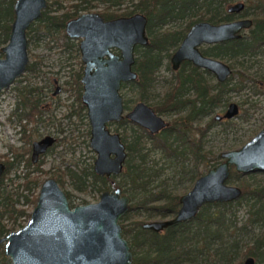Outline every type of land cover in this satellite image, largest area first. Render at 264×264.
I'll return each instance as SVG.
<instances>
[{"label":"flooded vegetation","instance_id":"obj_1","mask_svg":"<svg viewBox=\"0 0 264 264\" xmlns=\"http://www.w3.org/2000/svg\"><path fill=\"white\" fill-rule=\"evenodd\" d=\"M15 1L12 4L13 18L12 20L9 21L10 23H9L8 38L11 31V25L14 20ZM241 2H243L244 4V7L241 11H237V12L235 11L229 12L227 10L225 11L226 14L229 15V17L226 20H221L219 22L201 20L189 24L186 27L187 29L183 32V34L177 35L178 38L175 41V43L162 52L163 57H161L159 67L154 75V81H152L150 85H147L145 87L143 79H141L139 72L136 71L134 67L136 61H138L139 59L138 49H143L146 46H148L150 43L146 29L148 44L147 45L137 44L135 45L133 51L134 63L132 65V70L137 75L136 79L129 81H122L120 83V87L118 90L122 103L121 119L109 120L105 122V126L110 133H116L119 135L120 141L124 145V151L126 154L121 164V171L118 172L117 174L110 173L109 175H107V174H98L94 169V163L95 160L97 159L98 154L90 145L91 124L88 116V106L83 101L84 83L82 82V79L84 77L85 67H86V63L82 58V52L80 49V43L81 40H83V37L69 36L66 32V24L70 20L75 19L87 13H95V14L97 13L105 21L122 18V17L124 18L131 17L135 14H141L147 18V22H148V17L146 16L145 13L140 11H135L134 13L128 15L127 14L128 11L133 9V6L132 4H130V2L107 3L102 1H92L91 4H88L86 8L78 9L77 15L69 17L67 20L63 21V28L54 27L53 22L47 23V21H45V18H47L48 16L59 17L61 14L65 12H70L74 4H78V0H65V1H61L60 4L57 2V0H46V6L41 9V13L39 17L32 20L25 31L26 39H27L26 51L28 56V62L26 64V67L23 73L20 76L16 77L7 89H2L0 91V96L4 92L9 90L23 74L24 77L28 79V81H30V77L36 75L34 63L30 62L29 59V53H28L29 39L27 38V35H30L29 31L33 29L32 26L35 22L38 21L43 22L46 31L50 34L54 35L60 33L63 37H65L66 35L69 38L77 39L78 43L75 45L76 46L75 52L76 55L80 56V60H78L79 67L77 69H74L70 67L72 66L71 64L69 65L68 68L69 70L67 71L69 75L67 76V79L63 80L62 86L59 84L57 79H54L53 83L51 84V96L53 98L52 100L55 101L54 103L55 106L57 108L64 106L68 109L66 110L65 114L61 115L59 119L56 118L52 110L47 109L49 107L46 108L44 106L45 104L43 103L45 97H43V92L41 91L39 86L37 85L33 86L30 85L29 83L28 85L15 88L17 91V97H16L17 99L13 104L12 108L8 112L7 120L10 124L16 127L15 132L18 135V139L22 141L23 144L22 146L19 147L11 146L7 153L0 154V164L4 166V170L0 176V192L4 190L5 194L10 193L9 194L10 198H8L9 204L13 206L15 210L23 211V213L17 214V216L15 213L14 214V217H16L15 219L9 217L8 215H5L2 219V223L5 225L6 232L0 236V239H3L0 242V264H13L12 257L10 255H6L5 253V246L8 243V239L6 237L10 233L17 232L23 229L26 225H28V223L31 220L32 213L37 206L41 187L43 183L48 179L54 180L57 183L59 189L65 194L67 205L70 211H74V209L79 206L95 204L99 202L101 195L104 192H111L116 188L121 189L120 196L126 195L130 198L127 211L118 220V224L121 227V232H120L121 237L127 242L129 251L131 252L132 261L130 264H133L135 255L137 253L141 255V254H146L145 251H147L146 250L147 246L145 245V243L138 240V238L136 239V242L138 243H135L137 245H134V243L131 241L132 236L136 234L137 237H140L139 231L140 232L147 231L148 233L162 236L166 234L167 231L170 230V228L175 227L177 224L189 222L190 220L194 219L197 216L202 206L198 209L195 216L191 217L190 219L183 222H177L168 225L167 227L159 231H155L150 228H145L144 224L151 223L156 220H160V221L168 220L174 217L177 211L166 217L147 215V218L144 220L133 221L130 227H127V225L124 226V224L122 225L121 222L127 220L132 211H139V210H136V208L133 207L131 196L125 190V187L120 185L119 183L123 180L122 175H125L127 171L126 168V161L128 159L127 146L132 137L140 138L137 147L141 153V156L144 157L146 156V160L148 162H150L149 154L151 152H158L160 156L165 158L167 161H174V164L177 162V160H181L183 158L184 153H187L182 150L183 154L181 153L180 155L178 154L176 156L175 152L169 150L172 153L171 155L166 156L164 155V152L163 151L161 152L157 147L152 148L153 146L151 144V141L156 140L165 143L164 140L166 136L165 132H168L167 141L169 144H171L170 147L172 149L176 147L177 141L179 143H182L183 138H185L190 144H194L195 146L200 148L199 159L206 161L207 152L210 151L211 152L210 157H218L217 159L218 162L215 161L217 162L216 165H218L219 163L225 160L221 156V154L226 151H222L219 154H214L211 149L205 146L208 130H210L213 125L221 124L223 126L222 131L224 130V132H226L227 130L225 128L230 127L232 129L233 127H236L237 129V124L234 122L237 119L243 121L246 120V123L251 122L252 120L259 121L260 123L256 128L258 129V132H256V134L252 136L247 142H249L260 131L264 129V118L262 119L260 118L261 114H264V20L257 21L254 20V18L251 15L245 14L244 9L246 7V4L244 1ZM99 5L103 6L102 10L89 11V12L87 11L92 8L98 7ZM122 6L125 7V10L120 11V8ZM240 20H250L251 24L246 28H241L240 30H238V32L235 33V37L219 40V41L203 40L201 43H199L196 46V49L203 58L226 65L229 69V72L227 74L224 73L223 70L220 69L218 70L213 67L211 68L207 65L198 66L188 59H182L176 64L172 61V57L180 47L187 33L189 32L191 27L196 23L206 22L211 25H221V24L240 21ZM179 21H183V20H179ZM184 21L185 23L182 27L173 26L172 23L175 22L167 24L166 27L172 30H180V29L183 30L186 24L185 19ZM8 38H7V43H8ZM241 43L248 44L249 46L248 51L241 53L239 47ZM43 45L49 47V45H46V43H44ZM3 47H1V49ZM68 47L69 45L67 44H61V48L64 50H66ZM1 49H0V58H3L4 53L2 52ZM109 52L121 58L120 49L116 47L109 48ZM103 59H109V56L105 54L103 56ZM165 60H166V68L171 72V77L167 81L168 83L167 88L163 92L157 93L155 92V87L160 82L159 73L162 66L164 65ZM94 70L95 68L92 67L91 71L93 72ZM134 83H136V85H132ZM126 87H135L137 90L138 96L133 104H131L133 101L125 98L122 93V91ZM147 88L148 90L145 91V89ZM63 92L69 93L68 95L69 99L67 103H65L63 100H62L63 102L60 100V95ZM138 104H142L150 108L154 116H156L163 122V126L157 129L156 131H151L148 127L145 126V124L143 125L140 122H136L127 118V114L133 111ZM75 117L77 118L85 117L87 120V124L89 126V146L96 154L93 164L89 166L90 169L81 167L77 169V171H74L70 168V166H66L63 168V170H59V169L54 171L49 170L45 173H50V177L46 178L40 184L38 192L35 193L33 192V189L38 185L39 177L37 175H31V173L27 171L23 174L22 182L20 184H17L16 186H12V188L8 190L6 186V180L9 179L10 181H12L11 178H7L10 171L15 170L22 163L24 164V167L26 169L33 166L35 168L41 166L43 164L44 156L49 152H51L56 147L57 143L60 144L66 140V136L59 137L56 134L58 132L60 135L63 134L64 128H70L69 127L70 125L76 126L73 120ZM111 124L117 125L116 130L114 131L110 130L109 126ZM41 125H50V126L55 125L57 132L56 133L50 132L40 136L38 139L32 140L31 139L32 138L31 129H33L32 127H38ZM120 128H122V131H119ZM238 128H239L238 130L242 129L241 127H239V125ZM134 129L136 130L135 132L133 131ZM47 138H50L51 143L45 148L43 152H39L37 153V155L34 156V144L41 142ZM240 148L231 149V150H239ZM231 150H227V151H231ZM178 151H180V149L177 150V152ZM110 157L114 158L115 155L110 154ZM152 165H154L155 170H158V172H155V174H153L151 183L153 182L155 177L159 176L158 174L162 169V167L156 169L155 164ZM85 170L93 171L94 175L96 176V177L88 176L85 181V186L84 184L82 185L80 182L71 179L68 175V172L70 171L79 174ZM207 171L204 173H199V175L192 180L189 177L186 178V176H183L180 173L181 175L180 179L183 181L186 180L193 181V185H194L195 181L200 176L207 173ZM257 173L264 174V171L255 169L254 171L243 173L236 171L234 166H230V174L225 183L229 185L228 184L229 182L235 181V185H231V186H235L240 189V195L236 199H233L231 201L234 203V206L236 207L235 216L237 212L236 210L237 207L240 206L245 207L244 203L240 205L237 204V201L240 200L243 194V189L240 185V181L243 179L246 180L247 183L251 184L252 188H255L256 186L264 185V182L262 184H257L250 181L247 178V176H252L253 174H257ZM232 174H233V178H231ZM117 177L120 178V181L115 180ZM27 178H35L36 181L34 184L30 183L28 187L24 186V182ZM65 178L70 179L74 184L75 188L79 191L85 190L86 187L88 186H92L93 188H96L98 192H100L99 200L94 203H86L80 205L73 204L71 201L72 194L64 190L63 188L65 184ZM160 189H165L166 191H169L171 193L178 194L173 190H169L165 186L160 187L158 190ZM189 191L183 194H178L179 207L181 205L179 201L180 197L187 194ZM21 197L24 199L25 204L31 206L30 209H26L22 206L20 207L17 206V202ZM262 198H264V196H262ZM262 214L264 215V212ZM247 215L249 216L248 219L249 223L248 221H246L245 223L238 224L237 216H236L237 225L241 226L247 223L246 229L249 238L262 236L264 234V219L261 226H258L256 224L251 225L250 220L255 215L251 213H247ZM19 218H23L24 221L23 222L20 221L17 224ZM255 226L262 227L263 229L259 235L257 234L255 236L254 235L251 236L252 230L250 229ZM250 240L252 243V239ZM251 243L245 245L244 252L238 253L239 255L241 254L242 256V254L246 252V254L242 256V261L240 264H243L244 261L248 258H252L254 260V264H258L257 261L258 258L256 257V255H254L252 250L249 251L247 250V246L249 247Z\"/></svg>","mask_w":264,"mask_h":264},{"label":"water","instance_id":"obj_2","mask_svg":"<svg viewBox=\"0 0 264 264\" xmlns=\"http://www.w3.org/2000/svg\"><path fill=\"white\" fill-rule=\"evenodd\" d=\"M45 6L46 0L15 1L8 43L1 49L4 57L0 58V91L7 89L23 73L28 62L25 31ZM243 7V2L237 1L229 4L226 10L237 12ZM146 24L147 18L141 14L105 21L97 13L83 14L66 24L69 36L83 37L80 43L82 58L86 63L82 79L83 101L88 106L91 124L90 145L98 154L94 163L98 174H117L121 171L126 155L124 145L118 134L109 132L105 122L121 119L122 103L118 90L122 81L136 79L137 75L132 70L133 51L137 44H148ZM250 24V20L221 25L196 23L172 61L176 64L188 59L198 66L207 65L227 74L229 69L226 65L203 58L196 46L203 40L219 41L235 37L238 30ZM114 47L121 50V58L109 52V48ZM105 54L109 59H103ZM92 67L95 68L93 72ZM127 118L145 124L151 131L163 126L150 108L142 104L128 113ZM50 143V138L35 143L34 156L43 152ZM110 154L115 157L111 158ZM221 156L225 160L200 176L192 189L180 197L181 205L174 217L146 223L144 227L159 231L190 219L204 204L226 203L236 199L240 189L225 183L230 166L243 173L255 169L264 171V129L239 150L226 151ZM3 170L4 166L0 164V176ZM120 193V188L104 192L99 202L70 211L66 196L57 183L52 179L46 180L28 225L6 237V255L12 257L13 264H130L131 252L121 237L118 224L119 218L128 209L130 198L120 196ZM243 264H254V260L248 258Z\"/></svg>","mask_w":264,"mask_h":264},{"label":"trees","instance_id":"obj_3","mask_svg":"<svg viewBox=\"0 0 264 264\" xmlns=\"http://www.w3.org/2000/svg\"><path fill=\"white\" fill-rule=\"evenodd\" d=\"M14 1L0 0V12L6 11L5 15H0V33L5 34V40L8 38L9 21L13 18L12 4ZM61 1L65 0H57L59 4ZM92 1L130 2L133 9L128 11V15L140 11L148 17L146 29L150 43L145 48L138 49L139 59L134 67L146 87L154 81V75L159 67L161 57H163L162 52L175 43L177 35L183 34L186 27L196 21L219 22L226 20L229 17L225 12L227 6L239 0H78V4H74L70 12H65L59 17L48 16L49 18H45V21L53 22L54 27L63 28V21L77 15L78 9L86 8ZM244 2L246 4L245 14L251 15L257 21L264 20V0H244ZM184 19L186 24L183 30H172L166 27L169 23ZM239 47L241 53H244L248 51L249 46L241 43ZM132 85H136V83ZM165 134V143L153 140L151 141L152 148L157 147L166 156L171 155L172 152L169 150L175 152L176 156L180 155L182 150L187 152L182 153L183 158L181 157L182 159L175 163L181 175L186 178L194 179L199 175V169L203 164L218 159V157H210V151L207 152L206 161L199 159L200 148L190 144L185 138L182 143L175 142L176 147L172 149L171 144L167 141L168 132ZM139 140V137H132L128 143L127 171L125 175H122L123 180L119 184L124 186L131 196L132 205L136 210L144 211L148 216H169L175 213L179 207L178 194L165 189L154 190L151 186L152 176L158 170H155L154 165L149 164L146 156H141L137 147ZM179 149L180 151L177 152ZM68 175L84 186L88 176L96 177L91 170H85L79 174L70 171ZM231 178H233V174ZM35 181V178H27L24 186L28 187ZM240 185L243 194L237 204L244 203L246 212L255 215L250 220L251 225L261 226L264 219L262 214L264 212V198H262L264 185L252 188L251 184L244 179L240 181ZM9 194H5L4 190L0 192V236L6 232L5 225L2 223L3 217L8 215L15 219V213L16 216L23 213V211L15 210L9 204ZM246 228L247 223L241 226L237 225L233 202L207 203L202 206L194 219L177 224L162 236L147 231H139L140 237H137L136 234L132 236L131 241L134 245H137L135 243H138L136 242L138 238L147 246L146 254L139 255L137 253L133 264H230L237 253L239 244L243 238L248 237ZM250 239H252V243L249 247L247 246V250H252L256 255L258 264H264V234ZM244 254L246 252L242 256ZM242 256L235 264L241 263Z\"/></svg>","mask_w":264,"mask_h":264},{"label":"rangeland","instance_id":"obj_4","mask_svg":"<svg viewBox=\"0 0 264 264\" xmlns=\"http://www.w3.org/2000/svg\"><path fill=\"white\" fill-rule=\"evenodd\" d=\"M102 8L103 6L99 5L98 7L87 11H100ZM123 10H125L124 6L120 8V11ZM5 14L6 11L0 12V15L2 16ZM184 23L185 21L183 20L172 23V25L175 27H182ZM32 28L33 29L29 31L30 35H27V38L29 39L28 53L30 62L34 63L36 75L30 77V81H28L23 74L9 90L0 96V154L7 153L11 146L19 147L23 144V142L18 139V135L15 132L16 127L10 124L7 120L8 112L17 99V91L15 88L28 85L29 83L33 86H39L43 92V97H45L43 103L45 104L44 106L46 108L49 107L47 109L52 110L56 118L59 119L68 109L64 106L58 108L55 106V101L52 100L53 98L51 96V84L54 79H57L59 84L62 86L63 80L67 79V76L69 75L67 72L69 70V65L71 64L72 66L70 67L74 69L79 67L78 60H80V56L76 55L75 52V45L78 43L77 39L69 38L66 35L63 37L60 33L54 35L50 34L46 31L44 23L39 21L35 22ZM6 43L7 40H5V34L1 32L0 49L6 45ZM44 43L49 45V47L43 45ZM61 44L69 45L67 48L68 50L62 49ZM159 74L160 82L155 87V92L157 93L163 92L167 88V81L171 77V72L166 68V60L164 61V65L162 66ZM122 93L125 98L133 101L131 104L135 102L138 96L135 87H126ZM68 95V92H63L60 95V100L67 103L69 99ZM260 118H264V114H261ZM73 120L76 126L70 125V128H64L63 134L60 135L59 132L56 134L59 137L66 136V140L60 144L57 143L56 147L44 156L43 164L41 166L36 168L33 166L26 169L22 163L15 170L10 171L7 178H11L12 181L9 179L6 180L8 190L11 189L12 186L20 184L23 179V174L27 171H29L31 175H37L39 177V183L33 189V192L35 193L38 192L40 184L46 178L50 177V173H45L49 170H63L66 166H70V168L74 171H77V169L81 167L90 169L89 166L93 164L96 154L89 146V126L87 124V120L85 117H75ZM234 122L237 124V129L236 127H233L232 129L229 127L225 128L227 131L224 132V130L222 131L223 126L221 124H215L210 130H208L205 146L211 149L214 154L240 148L252 136H254L256 132H258V129L256 128L260 123L256 120L246 123V120L243 121L240 119H237ZM238 125L242 129L238 130ZM116 127V124H111L109 126L112 131L116 130ZM32 128V140L38 139L40 136L50 132H57L55 125H41ZM119 131H122V128H120ZM149 159V164H155L156 169L162 167L158 174L159 176L155 177L151 183L154 190H158L160 187L165 186L169 190H173L178 194H183L189 191L193 186V181H183L180 179V171L178 167H176V164H174V161H167L165 158L161 157L158 152H151L149 154ZM217 162L210 160V163L203 164L199 169L200 173H204L213 168L216 166ZM247 178L257 184H262L264 182L263 173L253 174L252 176H247ZM115 180L120 181V178L117 177ZM228 184L235 185V181L229 182ZM63 188L72 194L71 201L75 205L94 203L99 200L100 192L92 186H88L85 190L79 191L75 188L70 179L65 178ZM17 206H22L26 209L31 208L30 205L25 204L22 197L18 200ZM235 208L236 207L234 206V209ZM236 210L238 224L248 221L249 216L247 215L245 207L240 206L237 207ZM146 218L147 214L144 211H132L128 219L121 222V224L130 227L133 221L144 220ZM20 221L23 222L24 219L19 218L17 224ZM262 229V227L257 226L251 228V236H255L257 234L259 235ZM250 243L251 240L249 237L243 238L238 251L231 260L230 264H235L238 261L241 256V254L239 255L238 253L244 252L245 245Z\"/></svg>","mask_w":264,"mask_h":264}]
</instances>
